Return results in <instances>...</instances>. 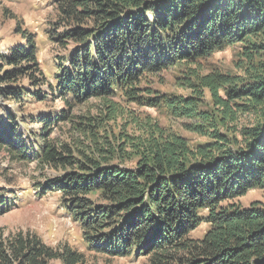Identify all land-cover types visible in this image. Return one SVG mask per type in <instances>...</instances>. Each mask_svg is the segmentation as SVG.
<instances>
[{
    "label": "trees",
    "instance_id": "trees-1",
    "mask_svg": "<svg viewBox=\"0 0 264 264\" xmlns=\"http://www.w3.org/2000/svg\"><path fill=\"white\" fill-rule=\"evenodd\" d=\"M50 1L49 40L58 49L51 78L39 69L29 35L0 54V153L62 172L38 185L39 195H59L94 255H134L145 264H264V206L235 202L264 191V0ZM236 45L235 73L202 67ZM172 69L184 94L143 85ZM119 94L163 108L205 142L128 118L114 100ZM90 100L96 112L72 120L70 111ZM5 101H56L65 110L26 116L40 126L27 146ZM68 122L81 136L73 145L44 139ZM8 193L0 188V215L10 206ZM201 223L208 229L192 238ZM53 261L98 264L74 248L50 247L32 231H0V264Z\"/></svg>",
    "mask_w": 264,
    "mask_h": 264
},
{
    "label": "rangeland",
    "instance_id": "rangeland-1",
    "mask_svg": "<svg viewBox=\"0 0 264 264\" xmlns=\"http://www.w3.org/2000/svg\"><path fill=\"white\" fill-rule=\"evenodd\" d=\"M54 12L50 0H0V54H6L7 49L16 45H23L24 36L29 35L36 46V58L39 69L49 79L55 72V59L58 53L57 47L49 40L52 33ZM239 45L225 49L222 52H214L208 59L202 62L205 70L218 69L222 72L235 73L233 65L238 60ZM176 71L174 69L155 77L148 78L147 89L162 94H184L176 85ZM23 87L27 88V85ZM119 103V108L124 114L132 116L135 120L151 119L157 121L160 126L172 128L179 132L192 144L205 142L194 134L186 133L180 129V121L171 118L166 111L140 107L138 104L127 101L119 96L114 99ZM6 109L12 110L18 124L19 134L23 137L27 146L34 145V135L40 132V126L25 120L28 115L33 116L37 111L43 110L51 114H58L65 110V106L52 101L47 105L35 103L20 105L17 107L11 101L4 102ZM97 102L90 100L87 104L73 108L70 111L71 119L80 117L81 114H94ZM1 115L3 112L0 113ZM22 117L24 119H22ZM126 117V116H125ZM25 120V121H24ZM250 118H243L240 124H247ZM22 121V122H21ZM125 124L124 118L117 119L116 127L121 130ZM126 126V125H125ZM130 126L126 133L131 134ZM117 129L114 132H117ZM49 144L73 145L72 140H80L81 136L72 131V123H62L56 126L47 136ZM36 140L37 137H36ZM62 172L50 167L38 165L36 162L11 160L3 152L0 153V188L11 193L7 194L10 206L5 214L0 215V231L7 235L16 231H32L50 247L68 246L84 253L91 262L98 264H145V260L134 255L130 257H106L94 255L87 251L83 240V230L74 223L61 209V199L57 193L47 191L39 195L38 185H43L45 180L58 178ZM242 207H248L253 202L264 206V191H250L244 197L235 200ZM208 229L205 223L191 233V237L199 239ZM50 264H61L53 261Z\"/></svg>",
    "mask_w": 264,
    "mask_h": 264
}]
</instances>
